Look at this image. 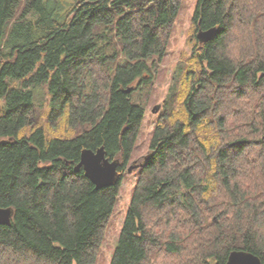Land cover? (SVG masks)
Returning a JSON list of instances; mask_svg holds the SVG:
<instances>
[{
  "label": "trees",
  "instance_id": "1",
  "mask_svg": "<svg viewBox=\"0 0 264 264\" xmlns=\"http://www.w3.org/2000/svg\"><path fill=\"white\" fill-rule=\"evenodd\" d=\"M180 8L0 0V264H96L145 116L134 94ZM193 23L218 34L195 39L182 109L166 100L110 264H264V0H198ZM101 147L121 180L99 189L76 167Z\"/></svg>",
  "mask_w": 264,
  "mask_h": 264
},
{
  "label": "rangeland",
  "instance_id": "2",
  "mask_svg": "<svg viewBox=\"0 0 264 264\" xmlns=\"http://www.w3.org/2000/svg\"><path fill=\"white\" fill-rule=\"evenodd\" d=\"M197 1L181 0L179 15L171 28L167 52L161 60L156 59L155 63H153L151 72L147 74L150 78L149 83L134 94V97L144 106L145 116L130 164L122 177L115 211L102 232V242L98 249L96 264H110L111 262L118 245L133 190L140 175L139 165L151 153L150 143L152 134L159 123L160 116L168 106L166 100L171 94H175L173 109L178 113L182 109V101L191 85L192 77L198 73L196 61L191 58L194 51L195 39L197 40L194 36L195 26L193 23ZM135 85L133 84L132 86ZM157 106L161 108L155 114L153 110ZM46 111L47 108L45 106L40 112V121L44 125L48 123ZM130 167H133L131 172H129Z\"/></svg>",
  "mask_w": 264,
  "mask_h": 264
},
{
  "label": "water",
  "instance_id": "3",
  "mask_svg": "<svg viewBox=\"0 0 264 264\" xmlns=\"http://www.w3.org/2000/svg\"><path fill=\"white\" fill-rule=\"evenodd\" d=\"M218 34L217 28L209 30H199L197 32V40L199 43H207L216 38ZM133 87L125 90V93L130 94ZM160 106L154 108L156 114L160 111ZM121 165L119 160L110 161L106 157V151L103 147L96 151L84 150L81 154L80 163L76 167V171L83 169L85 176L99 189L108 188L118 184L121 180L118 168ZM133 167L129 168V172ZM14 211L12 208L0 207V225H9L12 221ZM226 264H263L261 259L244 250L232 251L228 257Z\"/></svg>",
  "mask_w": 264,
  "mask_h": 264
}]
</instances>
